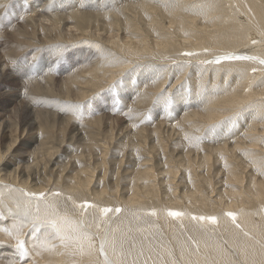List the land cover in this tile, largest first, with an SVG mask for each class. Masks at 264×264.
Here are the masks:
<instances>
[{"label":"rangeland","instance_id":"1","mask_svg":"<svg viewBox=\"0 0 264 264\" xmlns=\"http://www.w3.org/2000/svg\"><path fill=\"white\" fill-rule=\"evenodd\" d=\"M260 3L0 0V264H264Z\"/></svg>","mask_w":264,"mask_h":264},{"label":"bare ground","instance_id":"2","mask_svg":"<svg viewBox=\"0 0 264 264\" xmlns=\"http://www.w3.org/2000/svg\"><path fill=\"white\" fill-rule=\"evenodd\" d=\"M49 2V1H48ZM47 2V3H48ZM54 2V1H53ZM52 2V3H53ZM258 2H261L260 4H261V7H256L255 6V9H254V11H255V13L258 15V16H262V21L264 22V0H258ZM64 3V2H63ZM62 4V3H61ZM181 4V3H180ZM140 5V4H139ZM259 5V4H258ZM165 6H166V8H165V10L163 11V10H161L162 11V14L165 16V17H167V18H169V19H172L173 17H174V14L172 13V9L170 8L171 7V5L170 4H165ZM57 7V6H56ZM140 7V6H139ZM143 7V6H142ZM146 7V6H145ZM72 8V7H71ZM141 8V7H140ZM75 9V8H74ZM55 10L54 9H51V7L49 8V7H47V8H42V9H40V10H35L34 11V13L35 14H33V15H31L30 17H28L24 22H26V23H29V25H30V23L31 24H33V25H37V23L38 24H40V25H42L43 27H45V25L47 26V27H45V28H47L48 30L50 29L51 31L52 30H55V29H59V30H63V27L65 28V26L68 24L67 22H69L70 20L69 19H71V18H69V19H67L66 20V22H64L63 20H62V22L60 21V19L59 20H57V18H59L58 17V15H53V12H54ZM71 11H72V9H71ZM31 13H33V12H31ZM85 13V12H84ZM79 13V12H77V11H72V13H71V16H72V19H74V22L73 23H71L70 25H69V32H70V34L72 33L73 34V40H75V41H73V42H78L77 43V45H80V44H82V45H85V40H91V41H93L94 40V32H93V30L91 29V26H89L88 25V29L86 28H82L84 25H86L87 23H90V21H91V19L93 18L94 19V14H92V13ZM101 13V12H100ZM58 14V13H57ZM82 14V15H81ZM29 15V14H28ZM103 15V14H102ZM101 15V16H102ZM27 17V16H26ZM65 17H67V16H65ZM96 17V16H95ZM105 17V16H104ZM98 18H99V16H98ZM98 18H97V21H98ZM108 18V17H107ZM44 20V21H43ZM65 20V19H64ZM53 21H54V23H53ZM96 21V22H97ZM56 22V23H55ZM71 22V21H70ZM24 24V23H23ZM97 24V23H96ZM264 24V23H263ZM32 25V26H33ZM111 25L112 26H114L115 25V23H111ZM100 26V25H99ZM38 27V26H37ZM36 27V28H37ZM99 28V27H98ZM39 29V28H38ZM40 30V29H39ZM45 30V29H44ZM49 30V31H50ZM87 30V31H86ZM99 30V29H98ZM3 31V30H2ZM104 31H105V29H104ZM45 32V31H44ZM43 32V33H44ZM45 33H47V32H45ZM68 33V32H67ZM49 34H50V32H49ZM57 37H58V34L56 35ZM61 36V35H60ZM59 36V37H60ZM106 36V35H105ZM53 37V36H52ZM56 38V37H55ZM100 38V37H99ZM107 38V37H106ZM256 38V37H255ZM59 40V39H58ZM61 40V39H60ZM87 40V41H88ZM104 40V39H103ZM109 40H111V39H109ZM105 42V41H104ZM253 42V43H252ZM52 43V42H51ZM55 43V42H54ZM68 43H70V42H68ZM46 44V43H45ZM264 46V40H259V41H256L255 39H251L250 40V42H249V44L244 48V49H241V51L239 52V53H241V54H248L249 56H246V57H244L243 56V58H245V59H243V61L242 62H244V63H246V62H250V64H253V65H255V67H253L252 69H250L251 71L253 70V72L252 73H254V71L256 70V68H258V64H261V63H264V62H262L260 59H262V60H264V49L262 48ZM4 48V47H3ZM76 48V47H75ZM262 48V49H261ZM249 50V51H248ZM236 52V51H235ZM237 58H239V57H237ZM247 58V59H246ZM7 59V58H6ZM257 61H259V63L257 62ZM16 62V61H15ZM20 62V61H19ZM1 64V63H0ZM6 64V63H5ZM4 65V64H3ZM7 65V64H6ZM10 65V64H9ZM1 67V66H0ZM6 67H9V66H6ZM7 70V69H6ZM1 71H2V69H1ZM4 73V72H3ZM251 73V74H252ZM256 73V72H255ZM26 75H27V73H26ZM12 75L11 74H9V76L8 75H6V74H1L0 75V79H1V77H11ZM85 76V75H84ZM84 76H78V79H74V84H77L78 82H80V80H82V79H84L83 77ZM86 82V81H85ZM84 83V81H82V82H80V84H83ZM90 84V83H89ZM67 93V92H66ZM23 107H25V106H23ZM28 112V111H27ZM19 115V114H18ZM30 115V114H29ZM33 115V114H32ZM211 114L208 116V119L210 120H212V118H211ZM36 118V117H35ZM27 124V123H26ZM34 124H36V120H34V121H32V122H30V125L31 126H33ZM23 125V124H22ZM2 126V125H1ZM0 126V127H1ZM25 126V125H24ZM39 126H40V128L41 129H43L44 127L42 126V125H40L39 124ZM3 127V126H2ZM22 127V126H21ZM40 128H38L39 129V131H38V133H36L38 136H39V134L40 133H42V130L40 129ZM5 129H8V125L6 124V125H4V127H3V129H2V134H4L5 133ZM26 129V128H25ZM86 129V128H85ZM9 130V129H8ZM15 131H17V130H15ZM14 131V132H15ZM29 132H31V131H29ZM16 133V132H15ZM19 133V132H18ZM18 133H16V134H18ZM11 134V133H10ZM15 134V135H16ZM13 135V134H12ZM21 135V134H20ZM43 135L45 136V137H48L49 135H50V131H49V129L48 128H46L45 130H44V132H43ZM7 136V135H6ZM14 136V135H13ZM19 136V135H18ZM17 137V136H16ZM15 137V138H16ZM0 141H1V139H0ZM10 141V140H9ZM2 143V142H1ZM23 145V141L21 140V139H18V138H16L15 140H14V142H13V144H10V146L6 149V151L5 152H1V150H0V162H1V159L4 157V156H6L9 152L8 151H11V150H13L14 152H17L19 149H20V147ZM3 146V145H2ZM4 148V147H3ZM3 151V150H2ZM46 151V150H45ZM38 152V151H37ZM14 158V157H13ZM49 166V165H48ZM39 168H40V166H34V167H31L30 169H29V172L31 173V174H36V173H38V171H39ZM8 171V170H7ZM27 171V170H26ZM26 171H22L21 170V172H22V176H24V175H31V174H29V173H27ZM16 172H19L18 171V169L16 168V171H14L13 173H16ZM9 173V172H8ZM13 173H11L9 176H11V175H13ZM2 176V175H1ZM33 176V175H32ZM31 176V177H32ZM6 178V177H5ZM31 180V179H30ZM6 181H7V179H6ZM9 182V181H8ZM40 191V190H39ZM72 191V190H71ZM38 192V191H37ZM261 193V192H260ZM262 194H264V192H262ZM263 196V195H262ZM235 197V196H234ZM262 206V205H261ZM262 207H264V206H262ZM231 210H232V212L234 211V209L233 208H230ZM230 210V211H231ZM228 212V211H227ZM231 212V213H232ZM234 214V213H233ZM236 214V213H235ZM250 214H251V212H250ZM247 211H243V212H241L240 211V214H237L239 217H240V220H241V218L243 219V220H241L242 222L243 221H248L249 219H251V220H253L252 219V216L250 215ZM217 218V217H216ZM225 219H226V217H225ZM223 220V219H222ZM247 223V222H246ZM249 223H250V221H249ZM239 224L237 223V226H238ZM244 225V224H243ZM242 225V226H243ZM251 225V224H250ZM245 226V225H244ZM202 227V226H201ZM245 229V228H244ZM245 232V231H244ZM248 232H250V231H248ZM247 233V232H246ZM248 234V233H247ZM32 246V245H31ZM25 252V251H24ZM109 253V252H108ZM23 254V253H22ZM26 254V253H25ZM99 260V259H98ZM11 262V261H10ZM113 263V262H112Z\"/></svg>","mask_w":264,"mask_h":264},{"label":"snow or ice","instance_id":"3","mask_svg":"<svg viewBox=\"0 0 264 264\" xmlns=\"http://www.w3.org/2000/svg\"><path fill=\"white\" fill-rule=\"evenodd\" d=\"M217 62H219V61H217ZM169 103H170V101H169ZM105 211H109V210H105ZM117 211H119V210H117ZM170 215L175 217V216L181 215V213L176 212V211H172V212H170ZM228 215H233V214L229 213ZM233 218H235V217L233 216ZM201 219H203V218H201ZM210 219H212L214 221L215 218H210ZM53 226H55V225H53ZM20 247H23V244H20Z\"/></svg>","mask_w":264,"mask_h":264}]
</instances>
